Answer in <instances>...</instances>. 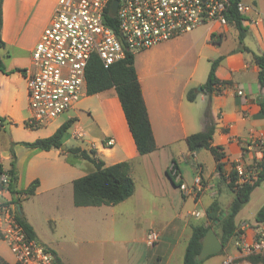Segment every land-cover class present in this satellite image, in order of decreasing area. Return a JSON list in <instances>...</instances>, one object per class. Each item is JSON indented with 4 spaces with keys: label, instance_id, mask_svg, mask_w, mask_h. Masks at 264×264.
<instances>
[{
    "label": "crops",
    "instance_id": "1",
    "mask_svg": "<svg viewBox=\"0 0 264 264\" xmlns=\"http://www.w3.org/2000/svg\"><path fill=\"white\" fill-rule=\"evenodd\" d=\"M57 1L3 0L1 38L5 47L0 50V54L6 72H0V116L9 120L11 128L14 124L25 123L29 117L21 109L22 102L28 100L26 74L33 66V49L51 21ZM247 25L246 36L250 35L259 49L246 43L245 46L251 51L242 50L236 40L239 30L235 25L212 23L201 26L200 35L184 34L146 49L144 54L147 55V61L135 60L157 143L155 151L144 155L138 152L114 88L87 94V97L95 96L97 103L88 102L87 97H82L79 101L81 104L78 102V106L66 119L57 122V118L47 124L49 127L53 126L52 131L40 137L52 135L64 122L75 119L71 136L64 143L65 147L53 148L66 161L60 162L54 170L51 164L45 163L44 157L53 149L38 150L22 144L23 141L12 144L16 152L18 191L25 190L36 179L40 184L33 195L46 188L55 195L64 183L71 187V192L66 191V198H50L39 203L44 222L41 216L22 213L33 226L36 237L55 251L64 263L105 264L110 251L114 254L126 251L129 264H181L194 226L208 223V206L218 199L224 209L229 208L234 194L221 179L214 155L205 148L191 153L187 137L205 130L209 123L214 124L213 143L224 148L226 171L231 170L233 162L241 163L247 168L262 159L260 142H264V114L260 103L264 101V87L259 82L260 67L254 60L253 52H264V23L259 21ZM234 30L238 31V35L232 32ZM212 34L216 35L219 43L211 41ZM231 36L235 37L233 43L229 41ZM219 57L222 59L217 66L216 75L228 84L220 92L211 95L201 91L199 87L207 81L212 62ZM191 90L197 93L193 101L188 99ZM239 90L243 93L239 94ZM2 132H6L5 124L0 129V161L5 170H8L12 158L9 149L11 144L6 142ZM76 132L81 135H75ZM109 138L115 139L111 146L105 143ZM2 145L5 148L2 149ZM77 146L87 150L94 149L96 156L106 165L129 161L135 181L133 195L111 206H76L73 181L78 177L63 178L65 173L79 166L66 151L68 147ZM174 160L179 169L177 178L186 187L194 186L196 176L202 177L203 188L197 196L186 194L185 190L171 181L167 169L171 168ZM1 177L0 174V180ZM68 177L69 175L66 178ZM263 185L264 182L254 189L244 207L252 203L257 189ZM257 195L263 198L262 194ZM19 196L22 201L29 195L23 192ZM9 197L15 200L12 192ZM127 202H132L133 205L126 210L136 215L150 216L144 218L138 227V234L133 238L113 237L111 242L115 246L111 249L105 245L109 235L106 233L103 238L105 233L102 231L107 228L115 230L117 209H125L122 207ZM244 207L236 216V223L239 233L243 232L248 239H252L260 222L256 218L251 220L242 215ZM108 210L111 213H107ZM196 212H200V215ZM46 225L52 233H48ZM117 226L123 231L130 227L122 220L118 221ZM151 230L159 232L156 245L151 244L148 239ZM93 236L98 237L94 239ZM236 238L229 246L235 245ZM95 242L97 246L92 247ZM144 245L149 247V253L143 250ZM176 253H181V258L179 255L176 259ZM231 254L236 256L240 251L238 248L232 249ZM1 258L10 264L17 263L16 257L9 251V245L0 239V260ZM225 258L224 255L223 261ZM109 262L119 263L117 258Z\"/></svg>",
    "mask_w": 264,
    "mask_h": 264
},
{
    "label": "built area",
    "instance_id": "2",
    "mask_svg": "<svg viewBox=\"0 0 264 264\" xmlns=\"http://www.w3.org/2000/svg\"><path fill=\"white\" fill-rule=\"evenodd\" d=\"M112 3L113 0L57 1L50 23L33 49V66L26 74L31 112L26 126L47 125L75 109L88 94L86 68L95 54L108 68L127 53L149 49L203 25H228L227 12L231 8L245 15L246 24L261 21L252 17V12H259L245 0H118L116 15L111 12ZM108 17L115 18L116 29L108 23ZM225 86L219 85L222 89ZM105 143L111 146L115 139L109 138ZM235 169L240 182H251L257 177L241 163ZM1 175L0 239L9 245L19 264H56L53 251L37 237L31 238L17 220L18 205L9 197L11 177L8 173ZM180 187L186 194L197 196L203 188L202 177L196 176L191 188L184 184ZM148 239L151 244L157 242L159 232L151 230ZM235 245L245 256L264 254V222L257 224L252 239L241 232ZM231 262L228 257L223 264Z\"/></svg>",
    "mask_w": 264,
    "mask_h": 264
},
{
    "label": "trees",
    "instance_id": "3",
    "mask_svg": "<svg viewBox=\"0 0 264 264\" xmlns=\"http://www.w3.org/2000/svg\"><path fill=\"white\" fill-rule=\"evenodd\" d=\"M2 6L3 0H0V50L5 47V42L1 38L3 21ZM227 17L228 23L235 25L239 30V39L242 44L248 31V25L244 22L246 19L245 15L238 12L237 9L231 8L227 12ZM114 20L115 18L108 17V23L116 29ZM211 41L219 43L215 34H212ZM241 49L251 51L245 45H242ZM253 57L260 67L259 82L264 87V52L260 54L253 52ZM221 59L222 57H219L212 62L208 79L202 85L203 90L211 95L222 90V88L219 87L220 84H228L226 81H221L216 75V69ZM0 72H6L1 54ZM86 79L87 93L89 95L100 93L111 88L116 90L138 152L144 155L155 151L157 149V143L135 66V54L127 53L125 58L113 63L108 68L104 66L101 58L97 54L93 55L86 68ZM196 96L197 93L195 90H191L188 93V99L191 101L195 100ZM260 105L261 112L264 114V101H262ZM5 120L6 117L0 116V129L4 126ZM74 121V118L67 120L52 135L38 138L32 142L23 141L22 144L37 148L38 150L60 149L69 138L68 132ZM214 132L215 125L209 123L205 130L190 134L187 137L188 149L191 153L204 148L211 151L217 163V171L220 173L221 179L227 183L228 189L234 194V199L228 209H224L218 199H215L208 206L206 209L208 223L194 226L192 235L185 249L184 264H202L204 260H199L198 255L202 248L203 239L208 229L212 226L216 229L224 244L223 250L234 241L235 237L240 234L236 223V216L249 202L254 189L264 182V142L261 145L263 151L262 159L246 168L247 170H253L257 177L251 182H240V176L235 169L236 162L232 163L230 171L225 170L226 153L223 146L213 143ZM66 151H68L69 155L72 154L76 158L89 161L95 167L92 172L76 178L73 181L74 204L76 206L115 205L133 195L135 191V181L131 175V164L129 161L106 165L102 159L96 156V151L94 149L87 150L77 146L68 147ZM12 158L11 167L8 170H5L3 163L0 161V174L8 173L10 175L11 181L9 189L13 194L14 201L20 203L21 198L19 194L23 192L29 196L35 194L40 181L36 179L28 188L18 191L16 189L18 171L14 150H12ZM173 165V167L167 169V174L176 186H181L182 182L177 178L179 169L177 168L176 160L173 161ZM225 212L226 215L218 224H215V221ZM16 217L23 225L28 235L31 238H36L33 226L27 219L18 211ZM256 221L264 222V207L257 212ZM53 253L55 254L56 264H66L55 251H53ZM262 255L263 254L250 255L247 257L249 261L257 263L261 261ZM0 262L1 264H10L3 258H1Z\"/></svg>",
    "mask_w": 264,
    "mask_h": 264
},
{
    "label": "rangeland",
    "instance_id": "4",
    "mask_svg": "<svg viewBox=\"0 0 264 264\" xmlns=\"http://www.w3.org/2000/svg\"><path fill=\"white\" fill-rule=\"evenodd\" d=\"M245 1L249 2V3H253V4L256 5L254 7H255V10L257 12H259V15L255 14V11H254V12H252V17L255 18V19L261 18L260 20H261V23L263 24V22H264V0H255V1H253V0H245ZM257 6L262 12L257 8ZM201 28L202 27H198V28L194 29L190 33H193V34H198L199 33V35H200V34H202V29ZM232 32H236L237 35H238V31L237 30H234ZM234 40H235L234 36H231L229 38V41L232 42V43L234 42ZM236 40L239 43V46L245 45L247 43V44L253 46L255 49H259L258 45H257V42L254 41L253 39H251L250 35H247L244 38L242 44L240 43L239 37L238 38L236 37ZM145 52H146V50H144V51L142 50V51H138L137 53H135V60L136 59L140 60V62L147 61V55L144 54ZM147 52H149V51H147ZM84 97H87V95H85ZM86 99L88 100V102L97 103V98L95 96L87 97ZM21 109H22L23 114L30 116L31 112H30L28 100H24L22 102ZM72 111L73 110H70V111L66 112L63 116H61V118L57 119L58 120L57 122H62V120L66 119L69 115L72 114ZM52 127L53 126L49 127L48 125H43V126H40V127H37V128H30V127L26 126L25 123L14 124V127H12V128L10 127L9 131L6 129V132H2V135L7 140L6 142H9V145L11 144L10 145L11 148H9V149H10L11 154H12V150H14L12 148V144L15 141H34V140H36L38 138H42V137H40V135H45V134L50 133L52 131L51 130ZM71 133L72 132H71V129H70L69 132H68V136L69 137L71 136ZM43 137H46V136H43ZM71 142L73 143L74 141L71 140ZM4 144H5V141H4ZM1 148L3 149V148H5V146L2 145ZM14 152H15V150H14ZM49 152L50 153L44 155V157H45V160H46L45 163L52 165V170H54V167L56 165H59L60 162H66V161L62 160V157H59L57 155V153H56V151L54 149L52 151H49ZM15 154H16V152H15ZM70 156L72 158L71 160L75 161L74 163L78 162L79 166L77 168H72L73 171H71L69 173H65L63 179H71L72 177H78L79 178V177H82V176L92 172L95 169L94 165L92 163L86 161L85 159L76 158L72 154ZM12 160H13V158H11V161H9V166L10 167H11ZM83 162H85V163L83 164ZM6 163L8 164V161ZM39 165H40V163H39ZM67 175H69L68 178H66ZM69 190L71 192V187H70V185L68 183H64L60 187L59 192L56 193L55 195H53L51 193V191L49 189H47V188L46 189H41L40 192L37 195H30L26 199H23L20 202V205H21V208H22V213H25L26 215H28V213H32V214L37 215L39 217L41 216L42 221H43V214L41 213V208H40V204L39 203L41 201H44V200L50 199V198H59V197L60 198H66V191H69ZM257 190L258 191L254 195L252 203H250V205L244 207V209L242 211V215H245V217H247V218H249L251 220H254L256 218L257 212L262 207H264V185L262 187H260L259 189H257ZM257 194H262L263 198H259V196ZM132 205H133L132 202L131 203L130 202L125 203L123 205V207H122V208H125V209L122 210V209L119 208V209H117V213H116L117 225H118V221L122 220V222L124 221V223H126V224H128L130 226L128 230H124V231L120 230V228H118V226L116 225L115 230H112V229L110 230L109 228H107V230L105 229V230L102 231L103 234L105 233L104 235H102L103 238L106 237V233H107V235H109L108 236V242L105 243V245L110 246L111 249H113L112 247L115 246L111 242L113 237L116 238V239L119 238V237H124V238L130 237V238H133L134 235L138 234V230H139L138 227L144 221V218H147V216H150V214H144V215L138 214V215H136V214L130 212L129 210H126V208H129ZM109 206H111V205H109ZM109 208H112V207H109ZM107 213H111V211L108 210ZM157 215L160 216L159 213H157ZM109 217H110V214H109L108 218ZM47 229H48V233H52V231H51L49 226H47ZM96 234H97V232H96ZM97 237L98 236H93L94 239H97ZM67 240L70 241V239H68V238H67ZM157 243L158 242H155V243H153V245H156ZM101 245H102V243H101ZM95 246H97V242L92 244V247H95ZM148 248H149L148 246L144 245L143 250H145L146 252L149 253ZM232 249H237L236 245H234V246L231 245V246H229L227 248L226 251L223 250L220 253H217V254L211 255L210 257H207L206 259H204L202 264H223L224 255H225L226 258H228V257L232 258V262L230 264H264V254L261 257L262 258L261 261H259L257 263H253V262L249 261L248 257L245 256V255H242V254H239V255H236V256L232 255L231 254V250ZM9 251L11 253H13L11 251L10 247H9ZM125 252H120L119 254H114L112 251H110L108 258L105 259V262L107 261L105 264H111L109 261H113L114 258H117V260L119 262L118 264H129V262H128V254L125 253ZM179 255H180V258H181L182 254L181 253H176V255H175L176 259L179 258L178 257ZM177 263H178V261H177ZM181 264H184L183 260H181Z\"/></svg>",
    "mask_w": 264,
    "mask_h": 264
},
{
    "label": "water",
    "instance_id": "5",
    "mask_svg": "<svg viewBox=\"0 0 264 264\" xmlns=\"http://www.w3.org/2000/svg\"><path fill=\"white\" fill-rule=\"evenodd\" d=\"M118 9V0H113L112 6H111V12L116 15ZM199 89L202 91V86L199 87ZM212 97V96H211ZM6 129L9 131L10 128V122L8 119L4 121ZM65 147V145H63ZM18 212L22 214L21 205L18 204ZM226 215V213H223L216 221L215 224H218L221 219ZM224 248V244L218 235L216 229L212 226L208 229L204 239L201 251L198 255L199 260H204L208 256L220 253Z\"/></svg>",
    "mask_w": 264,
    "mask_h": 264
}]
</instances>
